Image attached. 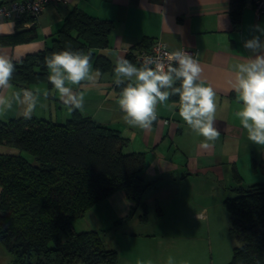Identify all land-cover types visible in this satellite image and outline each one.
<instances>
[{"label": "crops", "instance_id": "1", "mask_svg": "<svg viewBox=\"0 0 264 264\" xmlns=\"http://www.w3.org/2000/svg\"><path fill=\"white\" fill-rule=\"evenodd\" d=\"M4 1L9 0H0V3ZM236 6L241 7L239 25L234 24L232 15ZM75 8L112 21L109 46L101 52L112 60L114 68L119 59H128L139 66L138 62L128 58V53L144 38L152 42L161 40L172 51L182 50L196 56L202 68L200 79L216 93L214 126L221 135L211 148L204 149L200 146L203 137L179 116L178 96L158 104V122H154L150 131H143L130 128L121 118L118 107L121 87L114 83V69L102 73L95 83L84 81L81 85L71 86L84 95V109L80 110L83 114L119 128L130 140L127 151L145 152L146 167L142 175L151 182L147 192H156V203L160 207L164 202L172 206L178 194L189 189L192 179L200 183L230 177L233 185L237 170L244 184H247V177L251 179L249 184L264 181V172L253 166L254 161L257 164L264 161V146L248 140L246 130L235 115L242 102L231 87L234 65L245 62L251 55L244 47L245 40L259 35L255 26L264 27V13L256 11L253 0H62L47 5L35 21L29 17L19 23L0 18V56L14 61L51 46L66 17ZM34 23L38 32L34 40L14 45L2 43L1 36L29 29ZM90 63L95 69L93 62ZM11 83L13 87L3 90L4 95L11 96L23 88L38 89L41 93L54 91L47 81L28 86ZM40 103L44 106H37L36 116L65 121L72 114L60 102L58 94L47 100L41 95ZM19 116L14 107L0 118ZM105 201L109 205L117 204L124 215L134 214L131 213L133 202L123 191L115 192L102 202ZM145 201L148 205L149 199ZM186 222V219L174 220L175 228L161 236L153 232L126 231L123 236L131 249H119V264H167L169 257L173 258L174 264H213L209 258L205 261L203 256L200 257L204 260L202 263L193 260L198 253L191 249L193 234H187ZM163 238H169V244L161 248L156 244H164ZM168 246L170 250L166 251ZM181 258L182 262L179 261Z\"/></svg>", "mask_w": 264, "mask_h": 264}, {"label": "trees", "instance_id": "2", "mask_svg": "<svg viewBox=\"0 0 264 264\" xmlns=\"http://www.w3.org/2000/svg\"><path fill=\"white\" fill-rule=\"evenodd\" d=\"M232 15L239 25L241 7ZM27 17L35 21L37 15H25L18 23ZM112 27L110 20L73 9L51 46L13 61L11 82L47 81L52 87L45 58L65 49L91 51L95 69L112 71V60L101 52L109 46ZM37 35L34 23L1 41L14 45ZM153 43L144 38L134 49H150ZM128 58L142 64L132 51ZM129 142L119 128L80 110L65 121L36 115L0 118V241L14 264H119V250L106 244L100 230L79 231L75 221L117 191L133 202L131 213L141 207L145 217L151 185L142 175L146 154L127 151ZM253 166L264 172V161ZM234 180V195L225 199L237 240L228 264H264V181L244 184L237 170Z\"/></svg>", "mask_w": 264, "mask_h": 264}, {"label": "clouds", "instance_id": "3", "mask_svg": "<svg viewBox=\"0 0 264 264\" xmlns=\"http://www.w3.org/2000/svg\"><path fill=\"white\" fill-rule=\"evenodd\" d=\"M259 35L245 40L244 47L251 53L245 62L234 65L231 87L242 107L235 113L247 132L249 141L264 146V27L255 26ZM91 51L65 49L45 58L48 81L53 90L41 93L38 89L23 88L11 96L3 90L13 87L11 81L16 70L12 60L0 56V116L14 107L24 120L32 118L40 103L58 94L60 102L69 112L83 111L85 99L72 85L88 81L95 83L102 75L91 66ZM202 68L196 56L176 50L168 55V62L148 57L137 66L128 59H119L114 68V83L121 87L118 107L123 122L130 128L150 131L158 122L157 105L170 97L179 98V116L199 136L201 147L209 149L221 133L214 126L217 110L216 93L200 79ZM167 264H174L172 257Z\"/></svg>", "mask_w": 264, "mask_h": 264}, {"label": "rangeland", "instance_id": "4", "mask_svg": "<svg viewBox=\"0 0 264 264\" xmlns=\"http://www.w3.org/2000/svg\"><path fill=\"white\" fill-rule=\"evenodd\" d=\"M13 151L17 150L13 149ZM190 182L189 189L180 192L174 200L176 204L173 203L172 206L164 202L160 203V207L156 203V192H147L145 200L149 199V201L145 217L141 207L140 211L130 216V212L124 215L122 209H119L115 203L109 205L107 201L101 202L91 208L85 216L75 221L76 229L79 231L98 229L108 246H116L118 250L124 248V251H127L131 247L123 236L126 231L134 230L142 234L153 232L161 236L167 230L171 232L175 228L174 220L186 219L185 226L189 228L187 234H193L190 237L191 249L198 253V257L193 260L202 263L204 260L200 257L203 256L205 261L209 258L213 264H228L233 256L234 246L237 244L236 237L231 231V215L225 204V199L234 195L231 189L232 178L205 180L200 183L192 179ZM249 182L251 179L247 177L246 183L249 184ZM163 239L164 244L157 243L156 245L161 248L167 246L169 238ZM134 247L135 245L132 249ZM169 250L168 246L166 251ZM179 261L182 262L183 258ZM0 264H14L12 254L1 241ZM72 264L86 263L77 261Z\"/></svg>", "mask_w": 264, "mask_h": 264}, {"label": "built area", "instance_id": "5", "mask_svg": "<svg viewBox=\"0 0 264 264\" xmlns=\"http://www.w3.org/2000/svg\"><path fill=\"white\" fill-rule=\"evenodd\" d=\"M62 0H9L0 3V18L20 21L25 15H40L47 5L60 3ZM258 13H264V0H253ZM141 63L148 57L168 62V55L173 51L161 40H156L150 49H132Z\"/></svg>", "mask_w": 264, "mask_h": 264}]
</instances>
